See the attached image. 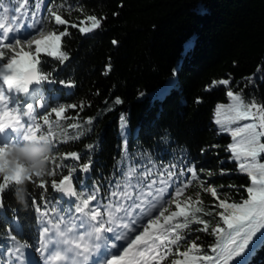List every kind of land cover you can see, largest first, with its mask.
<instances>
[{
    "label": "trees",
    "instance_id": "trees-1",
    "mask_svg": "<svg viewBox=\"0 0 264 264\" xmlns=\"http://www.w3.org/2000/svg\"><path fill=\"white\" fill-rule=\"evenodd\" d=\"M60 4L64 5L62 18L69 24L57 26L52 22L49 28L68 29L70 34L62 38V50L69 59L60 63L41 55L42 70L57 82L42 85L46 97L40 103L77 105L65 116L78 114L82 127L67 128L77 122L71 119L61 124L69 137L81 131L84 134L52 150V155L70 151L81 154L79 161H63V165L78 169L73 173L76 190L80 191L82 185L86 192L97 187V201L92 203L106 205L116 185L123 183L130 168H135L134 185L138 181L143 184L146 172L151 173L147 177L150 181L160 179L159 174L165 170L175 173L169 181L173 191L192 181L184 194L195 197L199 192L205 211L221 209L216 207L218 200L199 187L201 183L221 191L220 199L246 198L244 188L250 179L238 170V162L226 150L232 136L220 131L215 123V108L226 100L228 85L213 82L230 79V85L242 90L246 102L255 99L264 103V0H44L40 17L46 18L48 9L55 10ZM87 15L101 19V26L80 33V27L90 25ZM73 23L77 27H71ZM60 80L72 81L75 87H64ZM116 98L123 103L116 104ZM122 114L127 121L123 130L119 119ZM88 118H92L91 124L86 123ZM89 144L93 145L91 149ZM86 157L91 167L83 173L78 166L88 162ZM53 167L49 162L48 170ZM189 168L196 170L195 179ZM222 169L225 174H221ZM56 171V176L45 175L43 179L48 182L47 196L58 200L62 194L51 188V181H58L61 172L67 174V168ZM35 181L33 178L27 183L28 193H34L42 204L43 189L36 187ZM32 199L28 196L22 206L14 199L11 187L3 193L0 264H14L8 251L15 246L11 236L16 237L15 243H26L28 249L37 252L40 226ZM68 199L61 201L64 210L69 207ZM60 214L65 215V211ZM197 215L209 221L210 228L219 221L215 214ZM202 227L192 223L180 232L188 242L199 237L197 243L214 255L209 246L217 237L210 231L197 230ZM243 264H264V242L255 239L243 255Z\"/></svg>",
    "mask_w": 264,
    "mask_h": 264
},
{
    "label": "snow or ice",
    "instance_id": "snow-or-ice-1",
    "mask_svg": "<svg viewBox=\"0 0 264 264\" xmlns=\"http://www.w3.org/2000/svg\"><path fill=\"white\" fill-rule=\"evenodd\" d=\"M43 4L44 0H14V3L9 0L7 4L5 0H0V138L3 139L0 142V155L8 145L22 144L34 138L49 140L53 147H58L59 143H66L69 139L78 140L84 134L81 131L73 137L68 135L67 128L82 127L78 114L65 116L69 109L77 108L76 104H36L37 100L44 99L42 85L57 82L51 73L42 70L41 55L53 57L60 63L69 59L68 53L62 50V38L70 34L68 29L60 31L55 27L49 28L52 22L57 26L69 24L60 11L64 5H58L55 10L49 8L48 16L41 18L39 13ZM86 20L90 25L80 27V33H90L101 26V19L95 15H87ZM71 27L77 25L73 23ZM112 43L117 42L113 40ZM58 83L67 88L75 87L72 81L60 80ZM217 83L228 85L230 81H214L213 85ZM227 96L231 103L216 106L215 123L221 131L230 132L233 142L226 150L238 162V170L250 179V185L244 188L246 198L239 201L220 199L215 187H205L201 183L199 187L215 197L218 200L216 207L221 209L215 213L205 211L199 192L195 197L181 199L192 181L177 186L174 194L165 200L168 181L175 175L174 172L165 170L159 174L160 179L150 181L147 177L151 173L146 172L143 184L140 185L138 181L134 185L131 181L136 177V169L130 168L123 183L116 185L117 190L111 193L106 205L99 202L93 204V201H97L99 188L94 187L86 192L82 185L77 191L73 185V173L78 170L77 167L63 165V161L69 158L79 161L81 154L76 151L53 154L49 158L54 165L51 171L27 178L30 183L36 178V187L43 189L40 198L42 204L37 202L34 193H28V196L33 197L32 204L38 214L40 230L36 251L43 257L44 264H162L164 261L167 264H230L233 261L243 264L242 254L250 242L254 238L264 242V103H257L255 99L246 102L242 93L231 90L227 91ZM196 102L199 103V99ZM115 103L121 104L123 101L116 98ZM80 107L82 109L83 105ZM68 119L77 122L63 128L61 121ZM119 119L123 130L127 124L126 118L122 114ZM239 121L248 122L235 128L229 127ZM86 123L91 124L92 118H88ZM87 147L91 149L93 145ZM86 159L88 162L78 166L83 173H88L91 167V160ZM61 167L67 168V174L61 172L58 181H51V188L62 194L57 200L47 196L48 182L43 177L56 176V169ZM22 170L23 167L18 166L13 175L0 176V210L5 207L3 193L12 184L19 183ZM188 171L195 179L196 170L189 168ZM221 174H225V170L222 169ZM157 184L160 187H156ZM65 197L69 198L67 210L61 206ZM116 197L119 199H114ZM173 204L174 210L171 208ZM61 211H65V215H61ZM49 213L55 215L50 216ZM198 213L206 216L215 214L219 221L210 228V222L198 216ZM192 223L203 225L198 231H210L211 235L217 237L216 243L209 246L214 255L208 254L197 243L199 237L188 242L186 236L181 234L180 230L187 229ZM108 233L112 234L111 239ZM9 238L15 246L8 251L20 260L24 255L22 250L30 245L15 243V236ZM119 241L127 243L124 245ZM181 241H184L183 251H180ZM172 246H175V251ZM102 248L105 249L103 257L93 259L101 253ZM108 248L118 250L107 252Z\"/></svg>",
    "mask_w": 264,
    "mask_h": 264
},
{
    "label": "clouds",
    "instance_id": "clouds-1",
    "mask_svg": "<svg viewBox=\"0 0 264 264\" xmlns=\"http://www.w3.org/2000/svg\"><path fill=\"white\" fill-rule=\"evenodd\" d=\"M52 150L51 141L34 138L22 144L8 145L0 155V176H11L17 172L18 166L23 167L19 183L11 185L14 199L22 206L27 203V178L47 172Z\"/></svg>",
    "mask_w": 264,
    "mask_h": 264
},
{
    "label": "rangeland",
    "instance_id": "rangeland-1",
    "mask_svg": "<svg viewBox=\"0 0 264 264\" xmlns=\"http://www.w3.org/2000/svg\"><path fill=\"white\" fill-rule=\"evenodd\" d=\"M39 15H41V11H40ZM25 34H27V32H26ZM33 47H34V46H33ZM225 80L230 81V79H225ZM217 85H220V84L217 83ZM229 90L233 91L234 93H236V92H240V93H242V90H241V89H235L234 86L230 85V83L228 84V90H227V91H229ZM42 95H43L44 98L46 97V94H45L44 91H43ZM242 95H243V93H242ZM47 96H48V95H47ZM55 96H56V95H55ZM243 98H244V97H243ZM244 100H245V99H244ZM229 103H231V101H230V99L228 98V96H227L226 100L218 102V104H225V105H227V104H229ZM36 104H37V106H38L39 104H41V103H40V100H37V101H36ZM218 104H217V105H218ZM223 118H224V113L221 114V119H223ZM246 122H248V121H239V122H237V123H234V124L229 125V127H231V128H235V127L239 126L240 124H243V123H246ZM216 125H217V124H216ZM217 126H218L219 130L221 131L220 126H219V125H217ZM222 132H225V133H227V134H230V132H228V131H222ZM230 135H231V134H230ZM0 142H3V140H2L1 138H0ZM232 142H233V138H232ZM237 166H238V164H237ZM243 174H245V173H243ZM249 185H250V183H249L247 186H249ZM204 186H205V187H208V186L214 187V186H212V185H208V184H206V185H204ZM247 186H246V187H247ZM156 187H160V185L157 184ZM215 188H216V187H215ZM216 189H217V188H216ZM217 192H218L219 197L221 198V196H220V195H221V191H219V190L217 189ZM207 193L210 194L209 192H207ZM172 194H174V191L171 190V185H170V183H169V181H168V186H167V188H166V192H165V195H164V199H165V200L169 199L170 196H171ZM210 195H211V194H210ZM211 196H212V195H211ZM184 197H187V195L184 194V195L181 197V199H183ZM171 208L174 210V209H175V205H174V204L171 205ZM156 214H157V213H153V215H156ZM137 227L139 228L140 225L138 224ZM107 235H108V237L111 239L112 234H111V233H108ZM258 235H259V234H258ZM130 238H131V236H129V239H130ZM258 242L261 243L260 240H258ZM118 243L126 245L127 241H119ZM254 244H255V243H254ZM252 245H253V243L249 244V247H248L247 249H245V252H246L247 250H249V249L252 247ZM29 250H31V251H29ZM101 250H102V253L99 254V256H98V257H100V258H102L103 255L105 254V249L102 248ZM117 250H118V249H111V248H108V249H107V252H116ZM22 251H23L24 255H23V257H22L20 260H17L16 255H13V254H10L9 259H10V260L14 259V260H13L14 264H44L43 257L40 255L39 252H35V251H33L32 249H27V248H24ZM244 254H245V253H244ZM244 254H242V256H243ZM237 259L239 260L240 258H237ZM230 264H231V262H230Z\"/></svg>",
    "mask_w": 264,
    "mask_h": 264
},
{
    "label": "bare ground",
    "instance_id": "bare-ground-1",
    "mask_svg": "<svg viewBox=\"0 0 264 264\" xmlns=\"http://www.w3.org/2000/svg\"><path fill=\"white\" fill-rule=\"evenodd\" d=\"M2 139V138H1ZM3 140V139H2ZM253 241H254V239H253ZM252 241V242H253ZM252 242H250V244L252 243ZM29 251H31V250H29ZM101 253H102V250H101ZM101 253H99V254H101ZM99 254L96 256V257H93V259H97L98 258V256H99Z\"/></svg>",
    "mask_w": 264,
    "mask_h": 264
}]
</instances>
